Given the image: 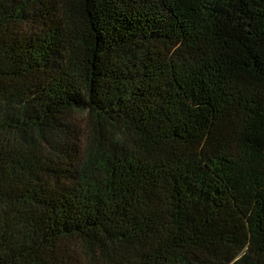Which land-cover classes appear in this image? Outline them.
I'll return each mask as SVG.
<instances>
[{
	"label": "trees",
	"instance_id": "1",
	"mask_svg": "<svg viewBox=\"0 0 264 264\" xmlns=\"http://www.w3.org/2000/svg\"><path fill=\"white\" fill-rule=\"evenodd\" d=\"M0 264H264V0H0Z\"/></svg>",
	"mask_w": 264,
	"mask_h": 264
}]
</instances>
